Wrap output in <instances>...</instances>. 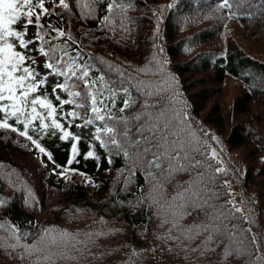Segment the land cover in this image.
Wrapping results in <instances>:
<instances>
[{
    "label": "trees",
    "instance_id": "1",
    "mask_svg": "<svg viewBox=\"0 0 264 264\" xmlns=\"http://www.w3.org/2000/svg\"><path fill=\"white\" fill-rule=\"evenodd\" d=\"M49 2L52 23L59 17L61 27L73 36L88 62L103 69L108 86L119 88L127 77L164 81V103L172 104L169 114L183 111L194 130L204 133L205 151L210 155L216 149L214 168L225 169L223 174H215L218 186L214 190L220 203L239 209L233 212L234 223L250 234L257 249L264 245V119L258 112L260 103L264 110V51L255 50L261 57L250 50L251 43L261 45L264 40V17L259 11L253 10L243 19H227L216 0H175L172 9L167 6L173 0H120L108 14L109 20H100L98 26L96 7L85 19L87 7L65 10L54 0ZM12 8V0L0 4L2 30L8 28ZM157 46L163 49L159 55ZM0 51L7 57L10 48ZM161 59L163 66L159 67ZM146 66L154 71L158 68V75L138 71ZM195 75H201L199 81ZM228 79L240 91L234 95L232 108L225 109L222 102L215 101L208 111L206 104ZM203 83L215 85L216 90L202 89ZM108 95L105 91L104 97ZM119 107L117 102V110ZM69 110L72 107L66 106L65 111ZM87 117L93 118L90 111ZM61 122L69 125L68 130L81 132L77 128L83 125L82 119ZM19 130L22 127L15 133L0 128V264H245L211 245L202 252L188 250L203 244V236L198 241L169 239L181 237V233L169 231L173 217L167 209L158 213L159 205L150 208L141 203V190L144 196L152 191L156 199L160 194L151 188L142 168L140 175H128L131 160L121 161L116 155L111 166L101 164L89 138L94 156L71 168L64 165L67 172L60 178L42 166L39 150ZM53 140L55 137L44 136L40 142L47 148ZM66 143L56 142L60 149L55 152L57 163L70 157V151L66 154L63 148ZM4 150L13 152L8 160L1 156ZM104 151L114 155L108 148ZM101 169H108L110 176L95 189L87 178ZM234 189L240 202L233 200ZM164 192L170 196L172 186H164ZM202 215L193 209L178 223L187 228ZM165 218L170 223L163 224Z\"/></svg>",
    "mask_w": 264,
    "mask_h": 264
},
{
    "label": "snow or ice",
    "instance_id": "2",
    "mask_svg": "<svg viewBox=\"0 0 264 264\" xmlns=\"http://www.w3.org/2000/svg\"><path fill=\"white\" fill-rule=\"evenodd\" d=\"M119 3L120 0H88L87 3L58 0V6L65 10L87 7L85 19L91 17V9L96 7L98 26L100 20H109L108 14ZM216 3L227 19H243L253 10L264 17V0H216ZM12 4L8 28L0 30V50L5 46L10 48L7 57L0 51V128L15 133L22 127L19 135L44 154L47 162L41 163L46 168L50 163L52 173L57 176L66 175L64 165L71 168L73 163L79 164L94 156L87 143L92 138L101 164L111 166L118 155L121 161H132L128 175H140L141 168L147 174L149 185L159 191L160 199L152 191L144 196L141 190V203L150 208L159 205L158 213L168 210L173 217L169 231L181 233V237H168L173 242L181 238L198 241L203 236V244L197 243L188 250L202 252L205 246L211 245L219 248L222 255L240 258L245 264H264V245L256 248L250 234L234 223L233 212L239 209L226 207L227 202L220 203V195L214 190L218 186L215 174L225 172L223 168H214L216 149L210 155L205 151L204 133L194 130L195 125L183 111L169 114L172 104L164 103L167 99L164 81L127 77L119 88L108 86L103 69L88 62L73 36L61 27L59 17L56 24L52 23L54 12L48 0H12ZM174 6L175 0L167 7ZM120 23L123 30V20ZM155 31L158 38L159 23ZM156 51L159 55L163 49L157 46ZM158 64L162 67L163 60ZM138 71L158 75V68L154 71L153 67L146 66ZM132 80L135 84L129 83ZM105 91L109 93L107 97H104ZM117 102L121 105L118 110ZM66 106L73 110L65 111ZM126 110L127 114L121 115ZM89 111L92 119L87 117ZM67 118L71 122L77 118L83 120L82 127L88 129L83 141L82 131H70L69 125L61 122ZM96 124L99 126L93 127ZM44 136L55 137L47 148L40 142ZM57 141L67 142L63 148L66 154L70 151V157L66 156L63 164L55 159V152L60 150ZM81 144L82 148L78 147ZM105 148L114 155H108ZM137 164L141 167H135ZM166 185L172 186L170 196L164 192ZM193 209L203 213L202 217L190 227H182L178 221ZM168 223L165 218L163 224ZM19 235L23 237L24 233ZM257 250L260 255H255Z\"/></svg>",
    "mask_w": 264,
    "mask_h": 264
},
{
    "label": "rangeland",
    "instance_id": "3",
    "mask_svg": "<svg viewBox=\"0 0 264 264\" xmlns=\"http://www.w3.org/2000/svg\"><path fill=\"white\" fill-rule=\"evenodd\" d=\"M247 42H248V38H246L243 43L246 45ZM263 43H264V40L261 41V45L260 44H255V43H251V46L253 47V50L252 49H250V50L252 52L256 53L257 55L263 57L262 54H260L258 52H255V50L256 51H260V50L264 51V48H263V45H262ZM204 48H206V47H204ZM248 53H249V51H248ZM200 76L201 75H195V76H193V78H197V80L199 81V79L201 78ZM200 87L202 89L203 88H208L210 91L216 90L215 85L208 84V83L207 84L206 83L205 84L204 83L200 84ZM239 92H240L239 91V86L237 85V83L233 82L231 79H228L226 81L225 85L223 86V88L221 89V91L218 94H216L214 96V98L206 104L207 110L209 111L212 108L213 102H215V101L222 102V106L225 109H231L234 95L239 94ZM255 102L260 103L257 100ZM259 105H260V108H259L258 112L262 114L261 118L264 119V110L262 109V103H260ZM208 111H206V112H208ZM263 124H264V122H263ZM83 130L87 132V129H83ZM12 155H13V152L11 150H4L1 153V156H3L4 160H8L10 157H12ZM41 161L47 162L44 155L41 156ZM51 167L52 166L49 163L47 168L50 171H51ZM109 175H110V173L107 170L99 171L94 176H92V177H90L88 179V183L93 188L98 189L101 186L102 181L105 180ZM63 176L64 175H62L61 177H63ZM262 193H264V188L262 190ZM237 198H238V196H237Z\"/></svg>",
    "mask_w": 264,
    "mask_h": 264
}]
</instances>
